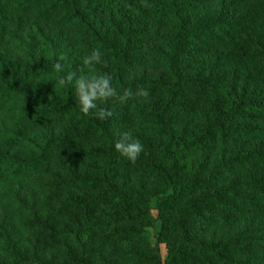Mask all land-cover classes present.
Returning <instances> with one entry per match:
<instances>
[{"label":"rangeland","instance_id":"rangeland-1","mask_svg":"<svg viewBox=\"0 0 264 264\" xmlns=\"http://www.w3.org/2000/svg\"><path fill=\"white\" fill-rule=\"evenodd\" d=\"M217 1L210 0L214 5ZM222 2L225 6L237 3L236 15L241 16L257 6L256 0ZM112 14L109 9L97 6V11H91L89 17L101 34L106 33L109 39L113 37L121 47L122 40L110 28ZM155 21L156 29H161L162 24L158 25L160 22ZM6 22L5 40L1 48L5 55L11 57L15 53L14 45L19 42L18 39L25 44L29 38H36L38 32L44 31L52 40L53 50L49 51L50 48L37 41L39 50L36 53L44 49V53L52 61L76 69L80 74L84 73L82 61L86 55L77 48L68 29L52 27L42 22L35 23L33 20L28 23L19 22L12 17ZM243 31V42L252 41L264 46V11L251 23L245 24ZM157 46V39L153 37L140 40L139 52L132 55L137 60L126 75L127 81L142 78L155 81L164 79L159 64L147 54L150 47ZM241 46L245 51L251 50V45L238 41L227 46L226 51L215 50L208 56L189 58L179 65L189 77L216 75L220 78L222 76V80L205 92L185 94L179 106L173 110L172 130L179 144L171 148L169 158L155 157L154 152L143 144L151 139L140 129V122L132 116L135 109L144 110L150 102L155 101L148 97L142 102L135 98L126 103L119 101L120 110L117 122L113 123L112 132L118 137V141L125 136L138 140L143 145V151L136 162L132 163L122 157L114 147L115 159L131 165L129 172L115 179L114 188L117 192L132 196H142L145 192L147 203L143 216H130L109 222L117 201H102L100 198L89 207L90 213L85 216L81 208L96 194H101L100 190L83 193L79 189L61 184L62 180L69 179V174L64 169L74 171L81 177L91 176L95 169L102 170L108 163L109 150L94 143L93 147L103 151L105 155L88 157L81 153H54L38 171L26 173L21 180L0 184V264L13 263L5 242L7 236L17 242L19 253L26 254L28 259L40 257L46 262L53 260L59 264H71L64 249L60 248V245H64L79 264H167L169 249L173 243L181 240L183 227L189 229L191 240L201 241L206 245L213 243L220 249L229 237L239 234L243 226L251 225L250 238L246 244L236 246L226 256L234 262L221 264H246L245 261L253 254L259 253V247H264V210H256L238 202L241 215H238L237 222L231 224L218 219L200 220L194 214L186 216L184 213L189 207H194L197 215L204 213L207 205L215 207L212 199L215 194H221L225 202L233 203L232 193L236 192V196L252 199L254 204L262 205L258 197L261 194L259 182L264 179V163L255 158L253 152L259 149L257 145L261 141L264 143L263 136L249 140L237 137L233 141L207 148L193 143L199 130L204 125L213 123L219 113L224 116L231 113L233 94L239 95L244 82H249L247 90L251 92L247 98L254 102L261 98L264 105V84L259 76L260 67L255 63L237 60L241 52H238V48ZM102 65L110 67L104 60ZM99 66L101 64L96 67ZM168 81L169 78L166 82ZM248 112L251 119L232 118L223 122V125L259 128L264 124V110H255L252 107ZM74 129L73 124L66 120L42 123L32 132V145L22 147L15 153L30 155L32 148H39L42 140L55 139ZM150 144L153 148L157 145L154 141ZM261 145L264 150V145ZM85 147H82V151ZM146 163H151L152 167H148ZM216 164L217 168L213 169ZM172 176L181 180L195 176L198 180L193 188L175 195ZM6 196L15 200L14 206L8 205ZM123 231L144 236L125 239L120 234ZM172 264L208 263L203 262L197 252L184 251V256Z\"/></svg>","mask_w":264,"mask_h":264},{"label":"trees","instance_id":"trees-1","mask_svg":"<svg viewBox=\"0 0 264 264\" xmlns=\"http://www.w3.org/2000/svg\"><path fill=\"white\" fill-rule=\"evenodd\" d=\"M256 1L257 6L241 16L236 15L237 3L225 6L222 0L215 2V5L210 0H0V184L21 180L26 173L38 171L40 166L57 152L81 153L88 157L105 155L103 151L93 147L95 143L110 151L107 165L102 170L95 169L94 173L87 177L64 169L68 172L69 179L61 181L63 186L79 189L83 193L100 190L101 194H96L81 208L85 216L90 213L89 207L96 204L97 198L102 201L116 199V207L108 219L109 222L130 216H143L147 203L145 192L142 196H132L117 192L114 188L115 179L129 172L131 168L129 162L116 160L113 153L118 137L112 132V126L117 122L119 99L110 98L102 105L111 113L105 119L82 113L76 104L72 89L56 83L57 77L76 69L67 68L60 63L64 73H59L54 67L57 62L47 57L44 49L36 53L39 50L37 41L50 48L49 51L53 50L49 34L38 32L36 38H29L25 44L18 39L19 42L14 45L15 53L11 57L2 52L6 21L9 17L19 22L28 23L33 20L35 23L42 22L52 27L68 29L77 48L79 47L86 56L92 49H99L103 60L108 62L110 67L101 64L91 71L94 74L110 76L118 94L123 93L125 89L135 91L143 87L149 90L148 98L155 102H150L144 110L135 109L132 116L140 122V129L151 139L143 144L154 152L155 157L166 159L171 155V148L179 144L172 130L173 110L179 106L185 94L205 92L222 80V76L220 78L216 75L189 77L179 67L181 62L189 58L208 56L215 50L226 51L227 46L241 41V44L251 45V50L245 51L242 46L239 47L238 52H241L237 60L258 64L261 83L264 84V46L252 41L243 42L241 39L243 26L251 23L264 11V0ZM97 6L113 12L110 28L112 27L122 40L121 47L113 37L107 38L106 33L101 34L94 27L89 14L91 11H97ZM155 20L160 22L158 25L162 24L161 29H156ZM149 37L157 39L158 46L150 47L147 54L159 64L164 79L155 81L142 78L127 81L126 75L137 60V57L132 55L139 52L140 40H148ZM248 84V81L242 84L239 95L231 91L234 93L231 113L227 116L219 113L213 123L204 125L194 138L193 143L195 142L196 146L207 148L233 141L237 137L245 140L264 137V124L259 128L223 125V122L232 118L251 119L248 110L252 107H255V110H264L261 98L256 102L247 98L251 95L247 90ZM6 119L8 120L5 121ZM62 120L73 124L75 129L55 139L42 140L40 147H33L30 155L15 153L22 147L32 145V132L37 126ZM153 141L157 144L155 148L150 144ZM261 144L264 145L263 141L257 145L259 149L253 152V156L264 163ZM83 146H86L84 151ZM150 164L146 163L148 167H152ZM217 166L216 164L213 169ZM171 179L175 195L193 188L198 180L195 176L185 180L172 176ZM261 182V194L258 198L261 199L262 205L254 204L252 199L238 197L236 192L232 193L233 203L225 202L221 194H215L212 198L215 207L207 205L204 213L198 215L194 207H189L184 213L194 214L205 221L218 219L228 224L237 222L238 215H241L237 207L238 202L256 210H264V179H261ZM5 201L11 206L16 203L11 196H6ZM250 228L251 225L243 226L239 234L229 237L219 249L213 243L206 245L201 241L191 240L189 229L183 227L181 240L173 243L166 262L172 264L184 256V251H188L197 252L203 262L208 264L233 263L234 260L226 256L233 252L236 246L246 244L250 238ZM120 234L125 239L144 236L131 231H123ZM5 242L13 259L12 264H59L53 260L46 262L40 257L28 259L26 254L21 255L17 242L10 236L5 238ZM60 248L64 249L71 264H79L74 261L67 247L60 245ZM259 248L261 251L246 260V264H264V247Z\"/></svg>","mask_w":264,"mask_h":264},{"label":"clouds","instance_id":"clouds-1","mask_svg":"<svg viewBox=\"0 0 264 264\" xmlns=\"http://www.w3.org/2000/svg\"><path fill=\"white\" fill-rule=\"evenodd\" d=\"M102 63L101 51L92 49L82 61L83 74L78 71H72L57 77L56 83L58 85L72 89L76 104L82 113L92 114L99 119H105L111 113L103 108L102 105L110 98L117 97L121 103H126L132 98L142 102L149 96V90L143 87L135 91L125 89L123 93L118 94L110 76L107 74H94L91 71V69ZM54 67L57 72L64 73V68L60 63H56ZM115 149L129 162L135 163L143 151V145L138 140L125 136L116 142Z\"/></svg>","mask_w":264,"mask_h":264}]
</instances>
